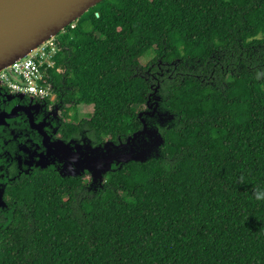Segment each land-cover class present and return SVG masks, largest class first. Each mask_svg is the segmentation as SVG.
Wrapping results in <instances>:
<instances>
[{
	"label": "trees",
	"instance_id": "1",
	"mask_svg": "<svg viewBox=\"0 0 264 264\" xmlns=\"http://www.w3.org/2000/svg\"><path fill=\"white\" fill-rule=\"evenodd\" d=\"M72 24L48 71L72 106L62 137L137 130L157 59L173 125L96 193L52 170L8 187L0 264H264V0H102Z\"/></svg>",
	"mask_w": 264,
	"mask_h": 264
},
{
	"label": "water",
	"instance_id": "2",
	"mask_svg": "<svg viewBox=\"0 0 264 264\" xmlns=\"http://www.w3.org/2000/svg\"><path fill=\"white\" fill-rule=\"evenodd\" d=\"M102 0H0V70L49 38L56 37L89 8ZM158 84L148 94L146 107L137 113L140 127L130 135L98 144L86 138L67 142L44 141V158H54L62 178L88 174L86 187L92 193L103 187L104 175L119 170L129 162L143 163L160 154L164 138L160 128L173 125L174 116L160 106ZM151 88V87H150ZM49 164H44L46 168ZM0 186V209L6 211ZM1 229V224H0Z\"/></svg>",
	"mask_w": 264,
	"mask_h": 264
},
{
	"label": "flooded vegetation",
	"instance_id": "3",
	"mask_svg": "<svg viewBox=\"0 0 264 264\" xmlns=\"http://www.w3.org/2000/svg\"><path fill=\"white\" fill-rule=\"evenodd\" d=\"M154 66V71L148 68L145 73L158 84L157 78L168 72L167 63L157 59ZM150 87L154 89L152 84ZM143 106L145 108L146 103ZM67 107L72 108L62 86H52L51 95L47 98H36L14 93L0 82V186H3L2 199L7 209H0V223L5 222L9 210L14 211L17 207L16 201L7 202L8 187H14L44 170L56 172L54 169L59 165L55 157L44 158L47 136L51 141L59 139L67 142L70 139L80 140L85 133V137L92 142L84 129H78L75 136L62 137L60 129L68 122L65 118ZM44 164L49 165L44 168ZM87 176L85 174L83 178Z\"/></svg>",
	"mask_w": 264,
	"mask_h": 264
},
{
	"label": "built area",
	"instance_id": "4",
	"mask_svg": "<svg viewBox=\"0 0 264 264\" xmlns=\"http://www.w3.org/2000/svg\"><path fill=\"white\" fill-rule=\"evenodd\" d=\"M71 27L74 24H70ZM59 51L55 37L49 38L29 51L22 59L15 60L0 70V82L14 93L36 98L51 95L52 84L48 71L54 66V57Z\"/></svg>",
	"mask_w": 264,
	"mask_h": 264
},
{
	"label": "rangeland",
	"instance_id": "5",
	"mask_svg": "<svg viewBox=\"0 0 264 264\" xmlns=\"http://www.w3.org/2000/svg\"><path fill=\"white\" fill-rule=\"evenodd\" d=\"M152 54L149 53L148 55L142 56L139 58V63L140 65L144 66L145 64H147V62L151 59ZM70 107V106H68ZM67 107V109H68ZM144 109V106L136 107L137 112L138 111H142ZM71 110V109H68ZM92 112V106H88L85 104H81L77 106V115L79 119L82 118H86L90 113ZM85 179L87 180V177H85Z\"/></svg>",
	"mask_w": 264,
	"mask_h": 264
},
{
	"label": "clouds",
	"instance_id": "6",
	"mask_svg": "<svg viewBox=\"0 0 264 264\" xmlns=\"http://www.w3.org/2000/svg\"><path fill=\"white\" fill-rule=\"evenodd\" d=\"M256 196L259 199L261 196H264V192H257Z\"/></svg>",
	"mask_w": 264,
	"mask_h": 264
},
{
	"label": "crops",
	"instance_id": "7",
	"mask_svg": "<svg viewBox=\"0 0 264 264\" xmlns=\"http://www.w3.org/2000/svg\"><path fill=\"white\" fill-rule=\"evenodd\" d=\"M89 106V105H88Z\"/></svg>",
	"mask_w": 264,
	"mask_h": 264
}]
</instances>
